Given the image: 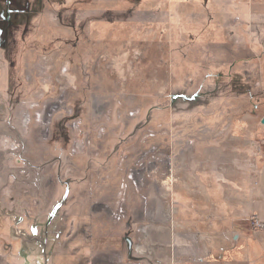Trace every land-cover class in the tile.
I'll list each match as a JSON object with an SVG mask.
<instances>
[{
    "label": "rangeland",
    "instance_id": "rangeland-1",
    "mask_svg": "<svg viewBox=\"0 0 264 264\" xmlns=\"http://www.w3.org/2000/svg\"><path fill=\"white\" fill-rule=\"evenodd\" d=\"M263 166L264 0H0V264L235 247Z\"/></svg>",
    "mask_w": 264,
    "mask_h": 264
},
{
    "label": "crops",
    "instance_id": "crops-1",
    "mask_svg": "<svg viewBox=\"0 0 264 264\" xmlns=\"http://www.w3.org/2000/svg\"><path fill=\"white\" fill-rule=\"evenodd\" d=\"M260 186V196L250 202L248 211L231 216L225 227L230 233L236 230L235 247H149L155 255L138 264H264V166ZM242 243L245 247H239ZM136 248L145 252L147 247Z\"/></svg>",
    "mask_w": 264,
    "mask_h": 264
},
{
    "label": "built area",
    "instance_id": "built-area-1",
    "mask_svg": "<svg viewBox=\"0 0 264 264\" xmlns=\"http://www.w3.org/2000/svg\"><path fill=\"white\" fill-rule=\"evenodd\" d=\"M257 227H261L262 225L259 223H255Z\"/></svg>",
    "mask_w": 264,
    "mask_h": 264
}]
</instances>
